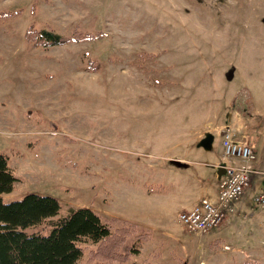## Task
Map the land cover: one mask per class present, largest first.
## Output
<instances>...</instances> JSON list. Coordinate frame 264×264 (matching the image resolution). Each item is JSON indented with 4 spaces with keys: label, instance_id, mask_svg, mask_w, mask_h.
<instances>
[{
    "label": "rangeland",
    "instance_id": "374dc122",
    "mask_svg": "<svg viewBox=\"0 0 264 264\" xmlns=\"http://www.w3.org/2000/svg\"><path fill=\"white\" fill-rule=\"evenodd\" d=\"M29 26L68 40L34 45ZM225 129L259 158L246 191L256 206L253 192L264 191V0H0V155L16 178L4 203L40 194L59 201L60 217L85 207L131 220L151 239L125 264H264V239L232 247L228 230L191 234L178 220L185 175L217 182L200 142ZM214 144L219 155L218 137ZM150 216L165 223L154 231ZM80 246L75 264L94 248Z\"/></svg>",
    "mask_w": 264,
    "mask_h": 264
},
{
    "label": "trees",
    "instance_id": "16d2710c",
    "mask_svg": "<svg viewBox=\"0 0 264 264\" xmlns=\"http://www.w3.org/2000/svg\"><path fill=\"white\" fill-rule=\"evenodd\" d=\"M7 16L14 15H2ZM25 39L43 46L68 40L33 26L27 28ZM15 183L8 158L0 155V264H75L85 252L80 246L84 240L94 246L88 250L84 264H125L138 253L140 245L151 239V233L136 223L102 219L85 207L72 208L60 217V203L51 196L27 194L4 203L1 195L11 193ZM43 224L47 228L44 231H25ZM130 237L132 241H128Z\"/></svg>",
    "mask_w": 264,
    "mask_h": 264
},
{
    "label": "built area",
    "instance_id": "2783aa9c",
    "mask_svg": "<svg viewBox=\"0 0 264 264\" xmlns=\"http://www.w3.org/2000/svg\"><path fill=\"white\" fill-rule=\"evenodd\" d=\"M222 148L224 161L236 159L242 164L223 162L224 175L218 182L216 200L203 198L189 211L179 213L178 220L191 234H206L217 228L226 214L232 212L234 203L245 195L251 174L256 171L254 149L245 139L238 138L234 131L225 129L222 132ZM253 202L263 208L264 192L255 194Z\"/></svg>",
    "mask_w": 264,
    "mask_h": 264
},
{
    "label": "crops",
    "instance_id": "0c3cea01",
    "mask_svg": "<svg viewBox=\"0 0 264 264\" xmlns=\"http://www.w3.org/2000/svg\"><path fill=\"white\" fill-rule=\"evenodd\" d=\"M212 136V142L210 143V148L209 149H203L205 152H211L213 158L215 159L214 163V170H215V175H216V180L217 182H211V181H205L202 178L196 176L195 178H191L188 175L184 176V182L182 184L183 187L177 188L176 194L180 195L183 193L184 190V209L182 211H188L191 208H193L201 199L207 198V199H215L217 197L218 193V182L219 179L217 177V170L220 164L222 162H227L228 164L231 165H241V163L236 160V159H228L225 160L223 159V148H222V135H214L211 134ZM218 137L220 140V145H221V153L219 155H216V148L214 147V138ZM253 148V147H252ZM200 149V148H199ZM257 157V161H258ZM264 170V169H263ZM262 171V170H261ZM221 177V176H220ZM192 187V188H191ZM263 187V186H262ZM192 189V190H191ZM255 190V186H254ZM193 192V197L191 200L187 198L188 192ZM255 192V193H254ZM254 194L260 193L257 191H254ZM250 193L247 192L245 196H243L241 199H239L233 206L232 212H230L225 219V221L218 226L216 229L218 231L221 230H228V234L226 236H229V239L231 238V242H229L232 247L239 246L240 247H247V248H257V244L260 243V245H263V239H264V212L258 211V207L254 206L252 204V201L250 199ZM10 194V193H9ZM8 194H3L1 195L2 198ZM175 195V194H174ZM174 195L172 197H174ZM254 197V196H253ZM170 199V198H169ZM253 200V199H252ZM170 202V200H168ZM261 208V207H260ZM177 212V211H176ZM151 217V216H150ZM150 219V218H149ZM154 223L151 225V227H155L154 231H157L156 225L158 223H165V221H159V220H154L152 217L151 219ZM132 222L131 220H129ZM140 220L138 223H141ZM242 226V228H239V226ZM161 228V227H160ZM161 231V236L164 238L171 237L172 234L169 233L167 229H158V232ZM212 234V233H211ZM209 234V237L211 236ZM216 234V232H215ZM172 235V236H170ZM233 243V244H232ZM144 251V245L142 246L141 253ZM245 252V251H244ZM134 262L140 263V260L135 258L133 260Z\"/></svg>",
    "mask_w": 264,
    "mask_h": 264
},
{
    "label": "water",
    "instance_id": "95a60500",
    "mask_svg": "<svg viewBox=\"0 0 264 264\" xmlns=\"http://www.w3.org/2000/svg\"><path fill=\"white\" fill-rule=\"evenodd\" d=\"M212 142V136L208 135L207 137H205L201 142L200 145L201 147H203V149H209L210 148V143ZM224 174V170L222 166L218 167L217 170V177L218 179L220 178L221 175Z\"/></svg>",
    "mask_w": 264,
    "mask_h": 264
}]
</instances>
